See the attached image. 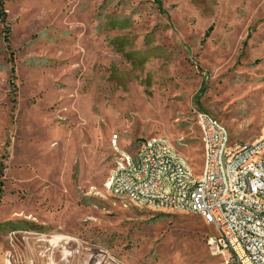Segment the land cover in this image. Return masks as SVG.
<instances>
[{
    "label": "rangeland",
    "instance_id": "1",
    "mask_svg": "<svg viewBox=\"0 0 264 264\" xmlns=\"http://www.w3.org/2000/svg\"><path fill=\"white\" fill-rule=\"evenodd\" d=\"M1 7L0 264H228L200 216L134 204L104 182L113 134L129 151L163 135L198 173L196 110L231 139L261 132L264 0Z\"/></svg>",
    "mask_w": 264,
    "mask_h": 264
},
{
    "label": "built area",
    "instance_id": "2",
    "mask_svg": "<svg viewBox=\"0 0 264 264\" xmlns=\"http://www.w3.org/2000/svg\"><path fill=\"white\" fill-rule=\"evenodd\" d=\"M194 118L201 144L198 173L163 135L144 136L129 151L116 145L113 134L104 188L137 205L196 214L211 225L207 242L225 263L264 264V125L252 139H231L210 112L196 110Z\"/></svg>",
    "mask_w": 264,
    "mask_h": 264
},
{
    "label": "crops",
    "instance_id": "3",
    "mask_svg": "<svg viewBox=\"0 0 264 264\" xmlns=\"http://www.w3.org/2000/svg\"><path fill=\"white\" fill-rule=\"evenodd\" d=\"M60 260H62V258H60ZM57 262H60L59 264H62V263H63V262L61 263V261H57ZM51 264H56V263H54V262L52 261Z\"/></svg>",
    "mask_w": 264,
    "mask_h": 264
},
{
    "label": "trees",
    "instance_id": "4",
    "mask_svg": "<svg viewBox=\"0 0 264 264\" xmlns=\"http://www.w3.org/2000/svg\"><path fill=\"white\" fill-rule=\"evenodd\" d=\"M0 11H2V7H1V0H0Z\"/></svg>",
    "mask_w": 264,
    "mask_h": 264
}]
</instances>
